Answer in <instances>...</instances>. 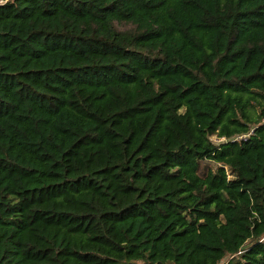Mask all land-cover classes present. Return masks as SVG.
<instances>
[{
	"label": "trees",
	"instance_id": "1",
	"mask_svg": "<svg viewBox=\"0 0 264 264\" xmlns=\"http://www.w3.org/2000/svg\"><path fill=\"white\" fill-rule=\"evenodd\" d=\"M0 264H264V0H0Z\"/></svg>",
	"mask_w": 264,
	"mask_h": 264
},
{
	"label": "rangeland",
	"instance_id": "2",
	"mask_svg": "<svg viewBox=\"0 0 264 264\" xmlns=\"http://www.w3.org/2000/svg\"><path fill=\"white\" fill-rule=\"evenodd\" d=\"M212 139L216 142H220L222 139L217 138L216 136H212ZM217 164L209 159L200 161V167H199V174L203 175L207 171L214 170L216 168Z\"/></svg>",
	"mask_w": 264,
	"mask_h": 264
},
{
	"label": "built area",
	"instance_id": "3",
	"mask_svg": "<svg viewBox=\"0 0 264 264\" xmlns=\"http://www.w3.org/2000/svg\"><path fill=\"white\" fill-rule=\"evenodd\" d=\"M238 138H244V136H239Z\"/></svg>",
	"mask_w": 264,
	"mask_h": 264
}]
</instances>
